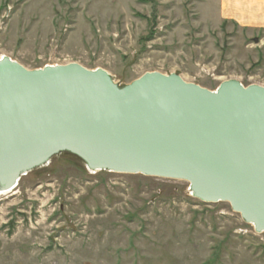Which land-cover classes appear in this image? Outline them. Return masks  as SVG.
<instances>
[{"label": "rangeland", "instance_id": "1", "mask_svg": "<svg viewBox=\"0 0 264 264\" xmlns=\"http://www.w3.org/2000/svg\"><path fill=\"white\" fill-rule=\"evenodd\" d=\"M231 15L222 0H0V58L101 68L118 85L157 71L264 86V14ZM188 187L57 154L0 194V264H264V233Z\"/></svg>", "mask_w": 264, "mask_h": 264}, {"label": "water", "instance_id": "2", "mask_svg": "<svg viewBox=\"0 0 264 264\" xmlns=\"http://www.w3.org/2000/svg\"><path fill=\"white\" fill-rule=\"evenodd\" d=\"M64 152L92 171L185 181L264 233V86L157 71L118 85L101 68L1 57L0 191Z\"/></svg>", "mask_w": 264, "mask_h": 264}, {"label": "crops", "instance_id": "3", "mask_svg": "<svg viewBox=\"0 0 264 264\" xmlns=\"http://www.w3.org/2000/svg\"><path fill=\"white\" fill-rule=\"evenodd\" d=\"M222 2L223 14H238V17H240L239 15L241 14H264V0H222ZM229 17L235 19L232 15ZM252 18H259L260 23H262L264 15Z\"/></svg>", "mask_w": 264, "mask_h": 264}, {"label": "bare ground", "instance_id": "4", "mask_svg": "<svg viewBox=\"0 0 264 264\" xmlns=\"http://www.w3.org/2000/svg\"><path fill=\"white\" fill-rule=\"evenodd\" d=\"M2 57H3V56H2ZM15 187H17V185H16ZM15 187H14V188H15ZM14 188H13V189H14ZM6 192H9V191H8V190H5V191L3 190V191H0V194H2V193H6Z\"/></svg>", "mask_w": 264, "mask_h": 264}]
</instances>
